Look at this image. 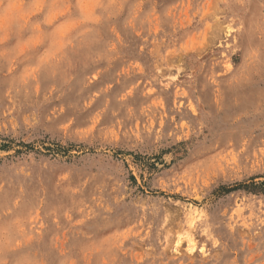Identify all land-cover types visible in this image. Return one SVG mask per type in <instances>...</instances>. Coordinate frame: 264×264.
<instances>
[{
    "label": "rangeland",
    "instance_id": "rangeland-1",
    "mask_svg": "<svg viewBox=\"0 0 264 264\" xmlns=\"http://www.w3.org/2000/svg\"><path fill=\"white\" fill-rule=\"evenodd\" d=\"M27 2L0 264H264V0Z\"/></svg>",
    "mask_w": 264,
    "mask_h": 264
},
{
    "label": "clouds",
    "instance_id": "clouds-1",
    "mask_svg": "<svg viewBox=\"0 0 264 264\" xmlns=\"http://www.w3.org/2000/svg\"><path fill=\"white\" fill-rule=\"evenodd\" d=\"M38 3L29 4L27 0H0V29L5 34H15L23 27L28 11L38 8Z\"/></svg>",
    "mask_w": 264,
    "mask_h": 264
},
{
    "label": "bare ground",
    "instance_id": "bare-ground-1",
    "mask_svg": "<svg viewBox=\"0 0 264 264\" xmlns=\"http://www.w3.org/2000/svg\"><path fill=\"white\" fill-rule=\"evenodd\" d=\"M192 252V251H191Z\"/></svg>",
    "mask_w": 264,
    "mask_h": 264
}]
</instances>
